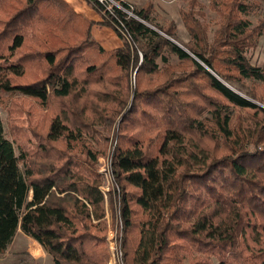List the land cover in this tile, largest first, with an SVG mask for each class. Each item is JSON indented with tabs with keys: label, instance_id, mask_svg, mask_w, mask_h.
I'll return each instance as SVG.
<instances>
[{
	"label": "trees",
	"instance_id": "16d2710c",
	"mask_svg": "<svg viewBox=\"0 0 264 264\" xmlns=\"http://www.w3.org/2000/svg\"><path fill=\"white\" fill-rule=\"evenodd\" d=\"M116 1L132 14L100 0H87L99 20L65 0H0V100L19 92L55 104L41 134L30 127L35 142L3 135L0 119V252L19 228L52 264H104L96 150L81 134L131 96L110 151L123 263L264 264V106L251 99L264 103V89L248 98L227 85L264 86V65L246 56L264 28L262 17H248L259 0H207L211 38L201 1L186 0L185 42L172 19L153 22L152 0ZM93 23L122 43L104 49ZM167 53L177 62L168 65ZM244 108L251 126L235 120ZM218 140L226 153L209 148Z\"/></svg>",
	"mask_w": 264,
	"mask_h": 264
},
{
	"label": "rangeland",
	"instance_id": "374dc122",
	"mask_svg": "<svg viewBox=\"0 0 264 264\" xmlns=\"http://www.w3.org/2000/svg\"><path fill=\"white\" fill-rule=\"evenodd\" d=\"M66 1V0H65ZM107 5H116L120 6L116 0H103ZM202 3V8L205 12L203 19L209 23V28L207 31V36L211 38L213 28L215 27V14L209 8H207V0H200ZM67 2V1H66ZM260 8L257 9L254 13L250 14L248 17L252 23L255 22L257 17H262L264 20V0H259ZM69 4V3H68ZM186 5V0L183 3V7ZM71 6V5H69ZM133 6V5H132ZM72 7V6H71ZM135 7V6H133ZM73 8V7H72ZM74 9V8H73ZM75 10V9H74ZM153 10L155 8L153 7ZM76 11V10H75ZM82 14V13H81ZM128 14H132V11H129ZM153 22L158 24H166L170 19H167L162 12L155 10L152 13ZM88 18V17H87ZM173 20V19H172ZM180 21V22H179ZM179 24L175 23L174 28V37L177 38V42H185L189 37L183 23H181L180 17L178 19ZM105 49V48H104ZM166 52V51H165ZM137 53L140 55L139 51ZM246 56L250 63L254 65H264V28L262 29L260 35L257 37L256 45L252 48L246 50ZM160 63V61H158ZM177 62V58L173 53H167V64L171 65L172 63ZM151 78H157L155 75H151ZM129 92L131 87L134 85V73L131 71L129 76ZM227 84V83H226ZM236 92H239L242 96H247L250 98L247 92H251L250 88H255L256 91H262L264 89L263 85L251 84V79L243 78L239 81H231L227 84ZM252 85V86H251ZM131 97V96H130ZM130 97L127 98V103L120 107L121 104H109L108 111H112V118L107 124L104 123H94L92 124V130L90 133H82V137L91 145V147L96 150V157L94 159V168L95 172L98 174L99 182L98 185L102 201L101 207L103 210L102 219L105 224V229L101 234L103 239V248L106 252V259L104 264H124L122 261V252L119 248V235L120 233V222L118 220L117 214V197L113 194L112 191L109 193V188L114 185L112 180L111 167H110V151L112 147L117 143L118 132L120 127V118L124 114V109L129 103ZM2 99L0 100V119H1V129L3 135H6L8 138L12 139L14 136L15 140L29 137L31 141L35 142V138L32 135V126L41 134L45 127V117L48 111L53 109L55 106L54 103L50 102L48 105H41L37 100L30 99L23 94L3 92ZM255 104L264 106V103L261 101L251 98ZM54 102V101H53ZM120 105V106H118ZM235 113H238V117L235 119L237 124L245 126V124L251 126L255 122V115L252 111L247 109H236ZM200 118L202 116H209L207 110L203 111L198 115ZM235 118V117H234ZM15 141V142H16ZM14 141V153H17V146ZM264 142V141H263ZM209 148L212 149L215 154L226 153L227 150L223 148L222 141L218 140L217 143L208 142ZM246 147H251V144H247ZM77 150L73 152V156L77 157V154L80 153V147L76 148ZM115 188V186H113ZM61 195V194H59ZM115 215V216H114ZM52 264L50 256L42 249L40 244L29 237L27 234L22 232L19 228L13 234L9 240L6 248L0 252V264ZM186 262V259L183 260V263ZM211 264L215 263V260L211 258Z\"/></svg>",
	"mask_w": 264,
	"mask_h": 264
},
{
	"label": "crops",
	"instance_id": "0c3cea01",
	"mask_svg": "<svg viewBox=\"0 0 264 264\" xmlns=\"http://www.w3.org/2000/svg\"><path fill=\"white\" fill-rule=\"evenodd\" d=\"M77 12L82 13L84 16L99 20L101 18L100 12H97L87 0H66ZM131 3L135 7H140L145 0H124ZM153 7L166 16L167 19L172 18L177 24H179V7L183 6L185 0H152ZM91 26V34L95 40L105 49L114 48V46L120 45L122 39L115 33V31L107 25L93 23Z\"/></svg>",
	"mask_w": 264,
	"mask_h": 264
},
{
	"label": "built area",
	"instance_id": "2783aa9c",
	"mask_svg": "<svg viewBox=\"0 0 264 264\" xmlns=\"http://www.w3.org/2000/svg\"><path fill=\"white\" fill-rule=\"evenodd\" d=\"M100 1H103V0H100ZM109 6V5H108ZM119 8H121L123 11H126V12H129V10L127 9H125V8H122L121 6H119Z\"/></svg>",
	"mask_w": 264,
	"mask_h": 264
},
{
	"label": "water",
	"instance_id": "95a60500",
	"mask_svg": "<svg viewBox=\"0 0 264 264\" xmlns=\"http://www.w3.org/2000/svg\"><path fill=\"white\" fill-rule=\"evenodd\" d=\"M235 91V90H234Z\"/></svg>",
	"mask_w": 264,
	"mask_h": 264
}]
</instances>
